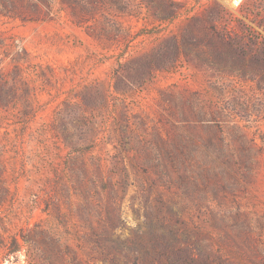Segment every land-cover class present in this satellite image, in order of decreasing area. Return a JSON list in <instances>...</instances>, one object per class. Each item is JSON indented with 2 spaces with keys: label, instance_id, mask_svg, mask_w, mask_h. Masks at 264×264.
Here are the masks:
<instances>
[{
  "label": "rangeland",
  "instance_id": "1",
  "mask_svg": "<svg viewBox=\"0 0 264 264\" xmlns=\"http://www.w3.org/2000/svg\"><path fill=\"white\" fill-rule=\"evenodd\" d=\"M66 264H264V0H0V219Z\"/></svg>",
  "mask_w": 264,
  "mask_h": 264
},
{
  "label": "trees",
  "instance_id": "2",
  "mask_svg": "<svg viewBox=\"0 0 264 264\" xmlns=\"http://www.w3.org/2000/svg\"><path fill=\"white\" fill-rule=\"evenodd\" d=\"M0 264H66L60 238L27 222L0 219Z\"/></svg>",
  "mask_w": 264,
  "mask_h": 264
}]
</instances>
